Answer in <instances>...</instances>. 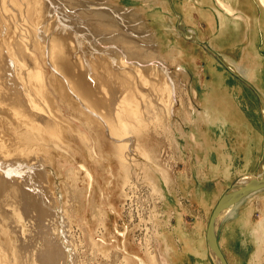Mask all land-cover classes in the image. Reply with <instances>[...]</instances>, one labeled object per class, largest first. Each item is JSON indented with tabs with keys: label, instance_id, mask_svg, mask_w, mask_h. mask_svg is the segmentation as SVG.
<instances>
[{
	"label": "bare ground",
	"instance_id": "6f19581e",
	"mask_svg": "<svg viewBox=\"0 0 264 264\" xmlns=\"http://www.w3.org/2000/svg\"><path fill=\"white\" fill-rule=\"evenodd\" d=\"M118 1L121 2L123 0ZM140 1L146 3L144 11L154 17V20L157 21L160 30H162V26H164L162 22L168 21L165 13H169L168 19L172 23V27L168 26L169 30H166L163 33H158L161 36L160 41L163 48L170 51V54L167 57L168 60L164 56L162 59L160 57L162 55H160L158 57L162 59V62H159L158 59H156V62L152 61V64L151 62L146 61L148 60V55L151 51L147 46L148 43L146 44L147 41L144 39L146 36L142 38V35L138 33V31L140 32L143 30V24L141 21L132 22V24L134 23L133 25L125 24L124 27L128 28H124L126 33L121 28L124 33L121 32L122 34H114L111 37V31L114 32L117 24L112 26L113 23H110L109 17L107 16L106 22H108V24L106 25V28L109 29V36L108 38L102 37L104 39L100 40L101 37L98 38L96 35V31L98 29L96 28V25L99 23L103 24L104 20L102 21L99 19V13L95 12V8H91L93 0L91 1L92 3L88 1L90 2L87 6V8L90 7L88 10L85 8V4L82 1H80V5L76 1H73V5H75L78 9L80 7L86 9L80 13L78 11H70L69 8H66V5L70 6L68 0H61L59 2L63 5L61 6L64 10L63 14H59V11H57L59 15H56V10H59V8L61 9V7L58 6L59 8H57L56 5L57 9L55 7L50 8V6H52L51 4H53L51 0H1V6L4 7L5 4L8 3L6 4V7L9 5V7H7L9 9L12 6V10L10 9V14L7 15L5 12L8 10L4 9V11L0 14V39L2 45L3 43L6 44L5 47L2 46V48H0V103L6 102L9 106H11L9 110L12 111V115L18 121V124H15L13 119L4 117L0 127L4 129L3 132H5L8 138L10 137L12 140L18 139L21 145H24L26 150L19 152L18 155L14 157L16 162L0 163V195L6 188H8V185H12L6 179L16 180V177H18V179L21 180L19 182H25L26 180L32 181L34 171L37 168L42 167L40 162L28 163L29 161H33L32 158L36 155V149L29 150L30 145L36 146L39 151H42V145H40V142H37L38 139H41L42 134L48 137V139H42L44 144L49 142L45 145V147H52V151L56 149L67 151L71 148L66 140L69 138L71 124L70 122H67V120L62 119L63 116L57 108L55 109L53 101L51 104L52 111L47 110L48 104L45 105L44 100L47 99L46 94H49L50 96L52 95L51 100L59 98V101H61L59 104H64V102L69 101L76 107L78 106L77 108L80 109V113L85 116L88 121L86 125L84 124V126H87V129L92 132H95V130H101V134H104L107 138L109 137L110 140H113V143L111 142V146H115L119 162H122L125 165L126 163L129 164L132 159L127 161L128 157L126 154H129L131 151H134L136 155L145 159V162H139L138 160L133 161L136 166H139L141 170L144 171V178L152 185V188L155 190H153V192H155V194L162 200L165 207V214H163V217L161 219H157L156 222L153 223V228L155 229L153 234L155 237L154 239L157 240L156 242L158 243L160 249L159 252L155 253V257H150L152 258L154 264L158 261L155 260L156 255L161 256L162 264H176L178 258H180V260L185 258L187 251H190V253L193 254L191 256H194L196 259L200 257L202 264H221L213 253L209 254L208 248L206 249L207 243L205 236L211 212L216 206L218 200L217 197L220 194L214 195L215 192L210 191L203 195L200 194L198 197L194 196L191 188V182L185 183L182 178H177L180 181V192H182L186 197L190 196V202H192V205H195V202H197L200 207L204 209L206 220L201 222V224H194L195 233L197 234L195 236L197 237V240L194 243L191 242L192 239L190 236L187 237L186 235L178 233L181 250L177 253V250H175V246L172 243V233L175 232V227L171 231L165 230L166 222H168L167 211L175 209V202L172 199L171 192L168 190L170 176L160 167L159 153L156 152L157 150L155 151L154 147V149L152 147L148 148V145L144 143V141H148L150 138L156 140L155 138H157L156 136L158 134L164 133L167 134V136L169 135L175 145V132L179 133L178 130L175 131V124H170L171 116L173 117L171 114L176 95L175 76L173 77V72L171 73L169 70L170 68L166 65L170 61L172 62V66L177 67L176 69H178L179 72L184 73L183 70L186 69L192 71L191 58L196 55H203L208 62L205 68H207V72L209 71L213 75L212 78L214 84L211 83V86L207 87L208 83H205L207 85L204 87V90L207 94L204 91L201 92L199 86L192 88L197 95L196 102L200 105V108H197L193 112H188L186 114V120L193 126L194 129L195 126L197 127L199 125H203L204 129H213L214 131L218 129V126H220V123L213 119L214 113L210 108V103L207 101L213 93H216L219 90L227 91L233 89L235 91L236 89L241 93V95H248L244 92L243 88H240L241 85L230 78V76L226 74L225 70L222 69L216 61L212 60L210 56L206 54L207 52L205 53L201 45H196L198 39L196 38L195 27L190 29L191 31H187L189 37H185L180 34V29L184 30L185 27H192L189 23H194L196 20H199L207 24V26L215 32L219 33L220 29H224V33H226L228 31L227 28L230 30L233 26L238 28L240 23H244V25H246L248 22H252L251 18H253L252 15L255 13V8L252 6L253 1L251 3L250 0ZM254 1L255 3H253L257 4L260 9V15H258V18L260 16V19H262L264 17V0ZM65 3L67 4L64 5ZM95 5L93 4L92 7ZM73 9L75 10V8ZM245 9L250 11L252 15L247 13ZM51 13H55L57 17V19L55 18L57 21L56 24L55 20H53L54 18L52 19L55 26H49L48 29H43V27L40 28L41 24L47 21ZM175 15L179 16L177 17L180 20L178 24L175 22ZM72 20L75 21L76 24H74ZM129 21L131 22V20ZM71 22H73L74 27H72ZM79 22L80 25L78 24ZM12 27L13 35L11 37H7L6 32H8V30ZM102 29V31L105 32L104 28ZM228 33L230 34V32ZM223 35L221 34V36ZM190 38H192L191 41L187 40ZM248 38L249 37H247V39ZM256 38L258 43L263 44V47L261 44L258 45V43H255ZM11 40L12 42H17L18 50H14L11 44H9ZM175 40L177 46H175ZM69 41L75 44L74 47L77 50H82V52H79V58H77L76 55L72 56H76L75 58H77V61H74V59L71 58V52H69L66 48ZM253 42L256 44H254L255 47L253 46V49L259 52V54H256L259 58L258 55L263 54L264 52V30L261 31L260 29L258 34L253 35ZM71 43L68 46H71ZM200 43L202 42H198V44ZM236 43L237 42L235 41L229 44L216 45L217 49L219 48L223 53H225L224 56L227 54L231 55L232 53V55H235L234 57L237 58L239 49L237 48ZM9 46L10 48H8ZM260 47L262 48L260 49ZM232 50L235 51L231 52ZM153 51H156V49H153ZM14 52L18 54V58H21V64L20 62H14L13 57H16ZM6 59L9 60V63L12 61L14 62V69L12 70L13 76H11L12 78L8 80L3 78V72L6 66H8V64L4 63L6 62ZM226 62L227 65L235 68L239 74L245 76L252 83L254 82L253 84L264 94L263 60H260L262 64H260V62L258 63L259 68L256 69L257 71H255L251 77L245 74L241 65L237 63L235 64V62L229 61L227 58ZM4 64L6 65L5 67ZM47 69H50L52 72L50 77H47ZM132 74H135L137 78L136 80L133 78L134 76H132ZM88 77L89 79H87ZM47 80L49 81L48 84H50L51 87H47ZM5 81H9V83L6 84L7 82ZM231 84L237 87H233L231 89ZM131 91L134 92L139 103L137 101V105L135 106L136 103L133 102L135 107L129 108L131 103L126 101L127 97L124 98L123 94H129ZM134 94L129 95L132 98ZM134 97L132 99H134ZM125 101L127 104H130L127 105ZM128 101H130V98ZM104 104L106 105L105 107H103ZM67 107H69V104ZM14 108H17V111L14 110ZM61 121L66 122V126ZM23 127H27L26 129L31 130L36 137L34 138L29 132H24V134L19 132L23 129ZM74 128L78 130V126L75 124ZM77 132L78 133L75 132L76 136L78 138L81 137L80 139L91 153H95V146L92 144L91 137L89 135H82L79 131ZM190 133L192 137H195V132L193 130H191ZM181 134L184 135V133ZM43 158L45 160V157ZM23 159H27L28 162L23 163ZM39 160L42 161L41 158ZM127 168L130 167L127 166ZM79 170L84 173L89 182L94 180L91 173L92 170H90L89 167L83 165L79 168ZM30 187L33 195L40 193V191L37 192L38 190L36 191V189L32 187V184H30ZM263 189L264 187L242 197V201L250 199L252 195ZM10 190L13 196L17 194V190L15 188L12 187ZM28 193L25 194L22 191L23 195L21 196L22 198H20V205L26 212H31V204L28 201H25L29 197H32V194L30 193V195ZM40 201H42V199H40ZM215 202L216 204H214ZM233 205L234 204L229 205L228 208L219 216L218 221L220 226L217 228L216 235L217 246L226 264H243L241 260L237 259V252H234L236 250V247L234 246L235 238H237L234 226H240L239 229L242 234V239L245 237L248 239L247 241L244 240L246 243L249 241L254 244L255 250L249 264H256L259 260H261L262 256H264V213L261 214V220L258 222H254L250 219L248 222L243 223L241 219H234L233 221L230 220V222L228 221L225 223L227 219H232L237 215V213L236 215L234 213V209L237 207V204ZM59 210L60 209L57 210L58 212H56V214L53 213L55 214L53 217L58 219L59 217L62 218L61 222H59L58 219L53 220L54 218L51 215L49 216V219L52 218L54 222H52L55 227L53 229L56 231L58 239L57 241L49 239L47 244L55 246L57 251L61 249L62 255H58L57 252L56 254L61 257V259L63 257L67 263V260L71 255L68 254L70 245L67 241V230L65 229V231L63 229V227H66V225L63 226L65 218L58 215V213H60ZM40 219H43V217H40ZM223 226L225 227L224 231L222 228ZM46 251L47 252L44 253L47 255L46 257H48V254L50 255L49 248H47ZM72 255L74 256V254ZM134 258L139 264H146L143 260L137 258L136 256H134ZM69 260H71V264H74L73 261L75 260H72L71 256ZM246 262L248 263V261ZM195 263L201 264L198 260H195Z\"/></svg>",
	"mask_w": 264,
	"mask_h": 264
},
{
	"label": "rangeland",
	"instance_id": "374dc122",
	"mask_svg": "<svg viewBox=\"0 0 264 264\" xmlns=\"http://www.w3.org/2000/svg\"><path fill=\"white\" fill-rule=\"evenodd\" d=\"M51 1L53 4H51L52 6H50V8H56V5L57 8L61 7L59 10L56 8V15L63 14V5L59 2L61 0H58L59 3L57 0ZM73 1H76L79 5L81 4L80 1H82L85 4V8H87L92 0H68L70 6H67V3L64 4L70 11H78L80 13L86 9L82 7L78 9L73 5ZM85 1L90 2L86 3ZM6 4L4 8L1 6L0 0V14L4 9L8 10L5 14H10L9 10L12 6L8 9L7 7H9V5L6 7ZM93 4H96L97 6L95 5L92 7ZM93 4L91 8H95V12L99 13V19L105 21H103V24L99 23L96 25V28H98L97 31L95 30L97 32L96 35L98 38L101 37L100 40H103L106 37L108 38L109 36V29L106 28V25L108 24V22H106L107 16L109 17L110 23H113L112 26H115L116 24L118 26H115L114 32L111 31L113 29L110 30L112 32L110 35L111 37L114 34L126 33L125 29L127 27H124L125 24L131 25L132 22L141 21L143 24V30L140 32L138 31V33L142 35V38L146 36L144 39L147 41L146 44H149H147V46L151 52L153 49H156L152 54L151 52L149 53L148 60L146 61L151 62L152 64V61L156 62V59H158L159 62L164 57L167 59L170 51L163 48L160 41L161 36L158 34L159 32L163 33L166 30H169V27H172V23L168 19L169 13H165V10L164 13L168 21L162 22L164 26H162V30H160L154 17L144 11L146 3L140 0H123L121 2L118 0H93ZM71 8H75V10H72ZM57 11H59V14ZM56 15L55 13H51L50 17L46 22L41 24L40 28L43 27V29H48L49 26H55L57 23L55 20V18L57 19ZM174 17L176 18V24H178L180 20L177 17L179 16L175 15ZM52 19L55 20V24ZM128 19L131 20V22ZM73 22L76 24L75 21ZM73 22H71L72 27H74ZM78 24L80 25V22ZM195 24L199 29L204 25L201 21H198ZM102 28H104L105 32L102 31ZM202 28H205V25ZM188 29V27H185L184 30L180 29V34L189 37V34L187 33ZM6 33L7 37H11L13 35V27ZM187 40L191 41L192 38ZM69 42L66 45V48L71 52V58H73L74 61H77V58H79V52H82V50H77L74 47L75 44L71 42V46H68L70 44ZM9 44H11L14 50H18V44L16 41L12 42L11 40ZM5 45V43L2 45L0 39V48H2V46L5 47ZM197 45H201L204 49L206 43H200ZM175 46H177L176 40ZM8 48H10V46ZM14 53L16 56L13 57L14 62H20L21 64V58L17 57L18 54L16 52ZM238 54L240 55V51H238ZM73 55H76L77 58H75L76 56L72 57ZM158 56L161 58L164 57L161 59ZM229 61L241 65L245 74L248 76L251 75V72H253L254 69L258 68V62L250 56L241 59L231 56ZM14 62L12 61L9 63V60L7 59L6 62H4L5 64H8V66L4 64V67L6 66L4 72L9 71L8 73L3 72V78H6L5 80L12 78ZM203 64L204 62L202 59L197 58L195 60L193 66V74H195V76L191 73L190 76H188L186 73L179 72L178 69H176L177 67L172 66L171 61L166 64L170 68L169 70L171 73H175H172V75L173 77L175 76L176 95L171 114L173 117L171 116L170 124H175V131L178 130L179 133L175 132V145L169 135L167 136V134L164 133L158 134L156 136L157 138H155L156 140L150 138L148 141H144V143L148 145V148L154 147L155 149H153L155 151L157 150L156 152L159 153L160 167L170 176L168 190L171 192L172 199L175 202V209L167 211L168 222H166L165 230L171 231L175 227V232L173 231L175 234L172 233V243L175 246L177 253L181 250L178 233L186 235L187 237L190 236L192 239L191 242L194 243L197 240V237H195L197 234L195 233L194 224H201V222H204L205 220V212L198 210L199 204L195 202V205H192V202L189 200L190 196L186 197L180 192V181L177 179L182 178L185 183L191 182L193 188L200 183L197 168L192 156L193 153L190 151L191 147L193 148L196 146L193 144L194 139H191L192 135L190 133L191 130L194 131V128L186 120V114L200 108L196 102L197 95L192 88L193 83L197 80L199 89L203 92L206 79L202 71ZM51 74V70L47 69V77H50ZM132 76H134L133 78L135 80L137 79L135 74H132ZM87 79H89V77ZM5 82H7L6 84L9 83V81ZM48 82L49 81L47 80V87H51ZM131 92L129 94L133 95L134 92ZM129 94L124 93L123 96L124 98L127 97V100H125L131 103H128L130 104L129 108L135 107L138 98L134 94L135 97H133L136 99L134 100ZM46 96L47 99L44 100V104H48L47 110L52 111L51 104L53 101V106L60 111V114L63 116L60 115L62 119L67 120V122H70L71 124L69 138L67 137L68 139H66L71 148L67 151L61 149L52 151V147H45L49 142L44 144L42 139H48V137L42 134L41 139H38L37 141L42 145V151H39L36 146L30 145L29 150L36 149V155L32 158L33 161L28 162L27 159H23V163L40 162L42 165V167H39L34 171L32 181L26 180L25 182H19L21 180L18 179V177H16L18 180L6 179L14 186L8 185V188H6L0 195V264H71V260H69L70 256L72 260H75L73 261L74 264H139L134 256L143 260L146 264H154L150 257L154 256L156 252L160 251V249L156 242L157 240L154 239L155 237L153 234L155 229L153 228V223H155L157 219L163 217V214H165V207L162 200L155 194V192H153L154 189L152 188V185L144 178V171H142L139 166L135 165V160L145 162V159L136 155L134 151H131L129 154H126L128 157L127 161L132 159L129 164L126 163L125 165L124 163L119 162L117 150L115 146H111L113 140H110L109 137L107 138L106 135L101 134V130H95V132H92L87 129V126H84V124L86 125L88 121L86 117L80 113V109L77 108L78 106L76 107L69 101L64 102V104H59V102L61 103L59 98L51 100L52 95L50 96L49 94H46ZM129 98L130 101H128ZM133 102L136 103L135 106L133 105ZM66 103L69 104V107H67L68 104ZM127 105L126 107L128 108ZM105 106L106 105L104 104L103 107ZM9 108H11V106L6 102L0 103V125L2 124L4 117L13 119V122L18 124V121L12 115V111H10ZM210 108L215 117L218 116L225 120L229 126L244 123V118L239 105L236 103L235 98L230 92L217 91L214 93L210 98ZM14 110L17 111V108H14ZM62 123L66 126V122ZM74 124L78 126V130L74 128ZM26 128L27 127H23L19 132L23 134L24 132H29L35 138V134ZM3 131L4 129L0 127V163H14L16 162L14 157L18 155L19 152L25 151L26 148L24 145H21L18 139L12 140V138H8ZM77 131L82 133V135H89L91 137L92 144L95 146V153H91L84 145L79 134L78 136L80 138L76 136V133H78ZM181 133H184V135ZM208 142H211V140ZM43 157H45V160ZM40 158L42 161L39 160ZM83 165L92 170L91 173L94 177L92 182H89L84 173L80 172L79 168ZM127 166L130 168H127ZM30 184H32V187L35 188L36 191L38 190L37 192L40 191V193L33 195ZM12 187L17 190L15 196L11 194L10 188ZM22 191L25 194L28 192V194H32H30L32 197L25 200L31 204V212H26L20 205V198H22L21 196L23 195ZM210 191H214L212 187L207 190V192ZM40 199H42V201H40ZM58 209H60V213L62 212L61 214L58 213V215L65 218L63 226L66 225V227H63V229L67 230L65 231L67 241L70 245L68 254L71 255L69 256L67 263L63 257L61 259V257L58 256L62 255L61 249H59L60 254L55 246L47 244L49 239H52V241H57L58 239V236H56L57 233L53 229L55 228L53 220L58 219L53 216L58 212ZM254 211V219L252 218V220L258 222L261 220V213L259 210L258 214L257 205L255 206ZM50 215L54 218L53 220L52 218L49 219ZM40 217H43V219H40ZM230 220L231 218L227 219L226 222H230ZM58 221L61 222L62 218L59 217ZM242 240L241 241L246 246L253 245L254 247L253 243H250L249 241L247 243L245 242L248 240L245 237ZM45 248L46 250L47 248L50 250V255L48 254V257H46L47 255L45 253L47 251ZM249 248L251 249V247ZM238 249H240L239 253L241 256L237 253V259L241 260L243 264H249L255 249L253 251H247V248L245 247H240ZM72 254H74V256ZM186 254V259L184 258L183 260H180V258H178L176 264H196L195 260H198L201 263L200 257L196 259L194 256H191L193 254L190 253V251H187ZM263 257L264 256H262L261 260L256 264H264ZM156 258L155 260L158 261H156L157 263L155 262V264H158V262L159 264H162L161 256L156 255ZM246 261H248V263Z\"/></svg>",
	"mask_w": 264,
	"mask_h": 264
},
{
	"label": "crops",
	"instance_id": "0c3cea01",
	"mask_svg": "<svg viewBox=\"0 0 264 264\" xmlns=\"http://www.w3.org/2000/svg\"><path fill=\"white\" fill-rule=\"evenodd\" d=\"M252 1L255 3L254 0H250V3ZM253 2H252L253 4L252 6L255 8V13H253V15L252 13H250V11L245 9L247 13L253 16V18H251L252 22H248L246 25H244V23H240L238 28H235L234 26L231 27L230 29L231 31L229 30V28H227L228 30L226 32L227 34L224 33L225 32L224 29H220L221 32L219 30V33L215 32L213 29L207 26V24H205L204 22L202 23L205 24V28H202L204 26L202 25L201 28L199 29L195 24L199 20H196L194 23H189L192 25V27H188L189 28L188 30L195 27L196 36H197L196 38L198 39V42L206 43V46H204V49L206 50V51L204 50L205 53L207 52L206 54L209 55L212 60L216 61V63L219 66H221L222 69L225 70L226 74H228L230 78H232L239 85H241L240 88H243L244 92L248 94V95L246 94L241 95V93L238 92V90L235 89L234 91L232 88L237 87V86L235 85L233 86V84H231L232 87L227 86V87H231L232 90H227V91L222 90V92H228V93L230 92L232 96L235 98V101L239 105V108L243 115L244 123H239L233 126H229V124L225 120L221 119L218 116L215 117V115H213L214 116L213 119L218 121V123H220V126L217 127L218 129L214 131L213 129L207 130V128L204 129L203 125L197 126L198 127L197 129V127L195 126V129H194L195 137H191V139L192 138L194 139V140L192 139L193 144L196 146L193 148L191 147L190 151L193 153L192 156H193V160L196 165V168H197V172L199 176L198 178L200 180V183H198V185H195L194 188L191 186V188H192L194 196H197V197L200 194L201 195L206 194L207 190L212 187V189L215 192L214 195L220 194L217 197L218 198L217 201H219L222 195L225 194L238 181H240L241 179L245 177H251V176L258 175L264 168V114H263L264 113V99H263L264 94L263 92H261V90L258 87H256L253 84L254 82L252 83L245 76L239 74L235 70V68L227 65L226 58L228 60L231 59V56H233L231 52L235 50H232L230 52L231 56L230 54H227L226 56H224L225 53H223L219 48L217 49V45H216V44H229V43L236 41L237 42L236 46L240 51V55L238 54L237 59L246 58L250 56L251 58L256 59L258 63L260 62V60L264 61V56H263L264 52L263 54L258 55L259 56L258 58L256 54L257 53L259 54V52L253 49L255 47L254 44L258 43L257 38H256L255 43L253 42V35L258 34L260 29L261 31L264 30V17L260 19V16H259L258 18V15H260V9L257 6V4H254ZM197 32L199 36L197 35ZM228 32H230V34ZM220 33L224 35L221 36ZM216 35H219V36H216ZM247 37L249 38L247 39ZM198 42L196 43V45L198 44ZM259 44H261V46L263 47L262 43H258V45ZM262 47H260V49ZM198 56L204 62L203 68H202L203 74L206 78L204 82V87H206L207 85L205 84L206 82L208 83L207 87H209L211 86V83L214 84V82L212 78L213 75L209 71L207 72V68H205L208 63L205 56L196 55L195 57L191 58L192 59L191 60L192 71L186 68H184L186 70H183V71L184 73L188 74V76H190V73L193 74L194 73L193 72L194 62L197 58H199ZM260 64L262 63L260 62ZM256 69H254L253 72H251V75L255 71H257ZM193 75L195 76V74ZM251 75L249 76L251 77ZM196 81L197 80H195V83H193V87L199 86L197 85L198 82ZM204 87H203V91L205 92ZM209 100H207L208 103H210ZM196 130H199V131L196 132ZM209 140H211V142H208ZM214 204H216V202ZM234 205L237 206L236 208L234 207L235 208L234 213L235 215L237 213V215L234 216L231 219V221H233L234 219H241L243 223H246L250 219L251 220L252 218L254 219V214H255L254 210H255L256 205H257L258 214H259V210L261 214L264 213V189L252 195L250 199L243 200V201L241 199ZM198 210L204 211V209H202L200 205H199ZM242 217H244L245 220ZM239 227L240 226L238 227L234 226V230L236 232L235 234L237 237L235 238L236 245L234 244V246L236 247V250L234 252H237L241 256V254L239 253L240 249L238 248L245 247L247 248V251H251V250L253 251L254 247L253 245H248L246 247V245L241 241L242 234H241ZM222 228L224 231L225 227L223 226ZM230 240H231V237H230ZM249 247H251V249ZM206 249H207V244H206Z\"/></svg>",
	"mask_w": 264,
	"mask_h": 264
},
{
	"label": "water",
	"instance_id": "95a60500",
	"mask_svg": "<svg viewBox=\"0 0 264 264\" xmlns=\"http://www.w3.org/2000/svg\"><path fill=\"white\" fill-rule=\"evenodd\" d=\"M264 187V168L256 176L245 177L234 184L214 207L206 231V243L209 254L217 258L221 264H226L216 243L217 228L219 226L220 214L228 208L229 205L235 204L242 197L255 192ZM214 263V261H213Z\"/></svg>",
	"mask_w": 264,
	"mask_h": 264
}]
</instances>
